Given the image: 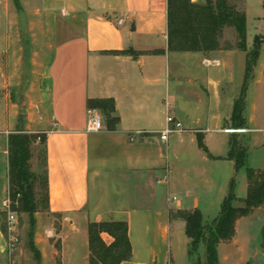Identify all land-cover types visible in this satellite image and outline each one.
<instances>
[{
	"label": "crops",
	"instance_id": "crops-1",
	"mask_svg": "<svg viewBox=\"0 0 264 264\" xmlns=\"http://www.w3.org/2000/svg\"><path fill=\"white\" fill-rule=\"evenodd\" d=\"M17 1L20 10L8 11L0 26V68L7 62L4 80L0 69V93L22 85L23 129L46 134L48 210L33 215L32 229L30 216L19 215V242L10 254L3 204L9 198L8 136L18 118L1 94L0 264H89L88 225L114 221L128 225L132 255L121 264H179L173 239L180 257L187 255L189 240L184 223L170 220L168 212L199 210L204 219L195 192L217 188L222 192L214 221L239 176L242 182L245 177L246 196L245 170L236 172L226 159L232 140L245 150L247 164L259 162L249 168L264 170V41L246 90L244 131L228 130L247 52L264 35V0L239 4L247 52L210 53L168 50L167 0H40L35 21L28 19L30 2ZM25 12L24 42L32 51L24 80L13 84L12 62L23 58L18 28ZM235 41L234 31L224 29L222 44ZM128 50L137 56L121 53ZM34 62H40L36 72ZM98 99L114 101L118 124L108 131L104 122L102 132L86 133L87 101ZM166 103L190 132L162 144L157 133ZM198 137L213 158L199 148ZM164 173L166 186H157ZM217 253L219 264H264V205L236 221L233 239L220 243Z\"/></svg>",
	"mask_w": 264,
	"mask_h": 264
},
{
	"label": "trees",
	"instance_id": "trees-1",
	"mask_svg": "<svg viewBox=\"0 0 264 264\" xmlns=\"http://www.w3.org/2000/svg\"><path fill=\"white\" fill-rule=\"evenodd\" d=\"M243 1L167 0L168 50L179 53H210L223 48L247 52L246 17L239 8ZM226 28L232 29L235 33L234 45L229 42L222 44L223 30ZM263 41L264 35L255 37L252 49L246 55L245 79L231 115V123L236 130L244 129L246 126L244 118L246 90ZM121 53L137 56L130 50ZM87 109L97 110L102 115L106 130H115L119 120L115 116L112 99L88 100ZM21 125L20 122L19 128L8 136V193L11 210L17 215L28 214L32 229L33 215L48 210L46 134L28 133ZM197 142L199 148L209 158H213L199 137ZM34 149L42 167L40 173L31 169L30 161L34 158ZM226 159L234 161L236 172L245 170L247 191L244 199L235 198V180H232L228 195L221 204L220 213L213 221V226L209 228L204 226L203 216L199 210L168 212L170 220H179L185 225V236L189 240L187 255L191 264H201L198 252L202 244L204 264H219L217 247L220 243H227L233 239L236 221L249 216L255 209L264 205V170L249 168L245 150H239L233 142L230 143ZM233 202L239 203L240 206H234ZM102 235H107L112 241L107 244ZM88 247L89 264H121L130 260L132 251L127 223L125 221L90 223ZM32 252L34 259L38 260V254L33 248Z\"/></svg>",
	"mask_w": 264,
	"mask_h": 264
},
{
	"label": "rangeland",
	"instance_id": "rangeland-1",
	"mask_svg": "<svg viewBox=\"0 0 264 264\" xmlns=\"http://www.w3.org/2000/svg\"><path fill=\"white\" fill-rule=\"evenodd\" d=\"M28 3L30 2L31 6H30V9L32 11V18L28 17V19L30 20H37V17L34 13V11L36 10H40L41 9V3H40V0L39 1H36V0H27ZM195 2V1H194ZM33 3V4H32ZM14 9L16 11H19L20 10V7H19V4H18V1L16 0H0V26L2 27V24H6V22L8 21L7 19V12L8 11H14ZM29 14V13H28ZM25 13L22 14V16L20 17V25H19V28H18V35H19V38H20V48H21V53H22V60L17 63V62H12V64L14 65V74L16 75V77L14 76V74L12 76V83L14 84V82H21L24 80V76H25V71H26V67L28 66V64L30 63L28 60V56L30 55V51H32L31 48H28L25 46V42L24 40L27 37L28 33H27V29L25 28V18H26V15H28ZM40 16V15H39ZM40 20V19H39ZM8 31L9 33V29L6 28V32ZM37 32V30H32V33L35 34ZM4 33V29L3 28H0V34H3ZM7 33V35H9ZM12 33V32H11ZM12 35V34H10ZM40 62H34V67H33V70L36 72L39 70V67H38V64ZM179 63V61L177 60V64ZM7 66V62H1V79L4 80V77L6 75L5 71L7 70V68H5ZM238 68L237 64H236V69ZM7 72V71H6ZM5 73V74H4ZM13 78L17 79L18 81H15V79L13 80ZM20 79V80H19ZM6 93L7 96H8V100L15 105V108H16V112H17V118H18V126H17V129L19 128L20 126V122H21V126L23 127V119H24V116L26 115L25 111H26V108H25V105H24V102H23V97H22V85L20 87H17V86H13L12 89L7 87L6 89H3V91L0 93L1 94H4ZM229 131H233V132H239V131H242L244 129H238L236 130L235 128L230 127L228 129ZM190 132V130H186L184 133H188ZM182 133V134H184ZM177 135H181V134H176V135H173V136H177ZM171 136V138L173 137ZM233 142V140H232ZM234 143L238 144V142L234 139ZM237 148L239 150H244L240 145L237 146ZM36 149V148H35ZM34 149V158L33 160L30 161V164H31V169L32 171H35V172H38L40 173L42 171V167H40L39 165V162L37 160V154H36V150ZM246 153V152H245ZM203 155V153H201ZM255 160V159H254ZM254 160H251L247 166L249 167H252V165H259L258 163L259 162H254ZM40 168V169H39ZM162 177V175L160 174L159 177L156 179L155 181V184L157 186H166V185H162V184H158L157 181ZM245 177H244V182L241 181V177L239 176L237 179H235V188H234V193H235V198L237 200H239L238 198H243L245 197V188H243V186H245ZM221 190L217 189V188H214V190L210 189L208 192L206 193H203L202 191H197L195 192V195L197 197L200 198L201 200V207L204 209V219H203V224L206 228H209L211 226H213V221H210L213 216L216 214V211L218 209V203L221 199ZM174 193V190L173 192ZM179 197V196H178ZM210 203H207L209 202ZM233 205L234 206H240L239 203L237 202H233ZM21 221V217L19 215H17V222H18V236H20V222ZM7 232V231H6ZM7 235V234H6ZM8 236V235H7ZM104 241L108 244L109 243V238L108 237H104ZM188 250V248H187ZM204 246L203 244L200 245L199 247V252H198V255H199V258H200V261H201V264H204L205 263V257H204ZM172 252H173V256L175 258L176 261H178L179 264H189L190 260L187 258V255L185 256H179L178 253H177V249H176V244H175V241L173 239V244H172ZM195 259V258H194ZM191 264V263H190Z\"/></svg>",
	"mask_w": 264,
	"mask_h": 264
},
{
	"label": "built area",
	"instance_id": "built-area-1",
	"mask_svg": "<svg viewBox=\"0 0 264 264\" xmlns=\"http://www.w3.org/2000/svg\"><path fill=\"white\" fill-rule=\"evenodd\" d=\"M164 115H165V124L163 129L157 133V137L162 144H167L171 136L176 134H182L187 129L178 119H176L174 116L171 115L170 105L168 103L165 104ZM103 130H104V120L102 115L97 110L89 109L87 111V116H86L85 132L99 133L102 132ZM140 133L142 132H138V135ZM167 181H168V174L164 173L162 177L157 181V183L166 185ZM174 201L175 198H173V202ZM3 205L7 216L6 231L8 235V250L9 253L11 254L19 242L17 214L11 210L9 198L7 201L4 202Z\"/></svg>",
	"mask_w": 264,
	"mask_h": 264
}]
</instances>
